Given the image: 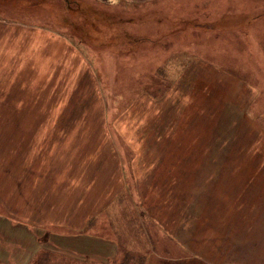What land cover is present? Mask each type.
Here are the masks:
<instances>
[{
  "label": "rangeland",
  "instance_id": "rangeland-1",
  "mask_svg": "<svg viewBox=\"0 0 264 264\" xmlns=\"http://www.w3.org/2000/svg\"><path fill=\"white\" fill-rule=\"evenodd\" d=\"M0 18L57 37L49 35L45 43L38 32L25 37L18 27L0 24V102L6 103L7 96L19 107L30 92L24 109L32 114L44 108L66 116L80 112L77 129L93 136L80 139L73 151L94 152L93 166L105 155L110 161L105 163L119 162L127 178L119 198L88 224L97 239L79 245L70 239L77 237H61L67 230L50 234L10 219L9 210L18 205L16 199L7 202V196L27 189L14 185L11 171L7 174L12 161L0 139L1 156L6 154L0 173V264H108L112 243L104 238L118 244L115 264H137L152 250L175 258L174 264H244L245 253H251L248 239L264 224V208L252 203L255 226L245 227L237 205L249 204L247 187L233 185V177L251 157L263 158V152L248 150L264 148V0H16L0 5ZM13 66L20 74L8 75ZM13 76L23 89L9 96ZM137 96L140 103L130 108ZM9 108L0 105L5 113ZM126 109L124 120L120 115ZM54 123L43 129L55 130ZM65 125L63 130H71L70 122ZM160 127L162 136L171 129L176 146L168 139L156 142L160 132H149ZM1 131L8 137V122H0ZM140 134L142 146L136 148ZM71 137L63 145H73ZM254 173L264 176L262 169ZM206 178L209 186L203 184ZM99 195L90 193L87 203L94 207ZM41 197L50 203L44 206L48 210L70 195L50 190ZM221 200L226 233L214 211ZM184 218L189 219L185 224ZM215 224L224 234L220 241H215ZM262 255L257 252V264H264Z\"/></svg>",
  "mask_w": 264,
  "mask_h": 264
},
{
  "label": "crops",
  "instance_id": "crops-1",
  "mask_svg": "<svg viewBox=\"0 0 264 264\" xmlns=\"http://www.w3.org/2000/svg\"><path fill=\"white\" fill-rule=\"evenodd\" d=\"M0 24L18 27L20 30L25 32L26 34L25 37L32 36L33 34L38 32L41 34V36H43L45 43L49 41L48 37L50 34L47 32V30L43 28L33 27L34 25L32 26L25 23L16 22L14 20L11 21L9 19H3V18H0ZM50 37H52L54 40H57V37H53L52 35H50ZM28 41L29 40H25L24 43ZM232 52L239 53V48L233 47ZM14 67L15 66L12 67L11 71H8V75L20 74V72L15 73L16 70L14 69ZM19 79L23 83L21 78ZM18 84H20V82H18ZM18 84L14 80V76H13V83L7 84V90L10 92L9 96L13 95L12 93L14 91L18 93V91L23 89V87H19L20 85ZM1 89L3 90L2 86H0V91ZM170 91L171 89L169 90V92ZM168 94L165 95L163 98L167 99ZM30 95L31 93L28 92L26 98L30 99L31 98ZM26 98L21 99L22 103L19 106L20 108L23 107V109H20L18 106L17 107L13 106L11 101L7 98V96H6V103L0 102L1 103L0 105H8L10 108L11 107L13 108L12 112L11 109L9 108L7 113H5L3 109L0 110V122H8V137L5 136L3 131L0 132V139L2 141L1 143L5 144L6 142L8 145L7 156H6L7 161L8 160L12 161L11 167L10 168L8 167L7 174L10 173L11 171L12 176H10V178L13 181L14 185L15 184H19L23 186L25 185V188L27 189L26 190L27 193L25 192L22 194L15 193V190L10 191L9 195L7 196V202L10 199L11 201H15L16 199L18 206L16 207L15 211L9 210L10 213L11 212L14 213L9 217H11L10 219H14L16 223L23 224L28 227L33 226L34 228L43 230L44 232H50V234L56 233V230H58L56 228L67 230L68 232H64V231L61 232L62 233L61 237L62 238L77 237L70 239L73 240L76 239L75 242H77L79 245L85 242V239L87 242L90 239L96 240L97 239L96 235L89 233L87 230L89 228L88 224H90L89 221H92L93 219H95V217L101 214V212L105 211L108 207H110V205H112L111 202L116 197L119 198L118 197L119 188L122 187V184L124 185L127 182L126 181L127 178L125 177L126 175L122 170L123 166H121V164L119 165V162L117 161L115 162L116 167L109 165L110 163H105V161L110 162L105 157V155L101 157V159L98 161L97 163L98 166H93L90 164V161L94 164V161L92 159L94 152L93 153L87 152L82 155L81 154L82 152L77 154L75 151H73L74 148H78L77 146L79 145V142L81 140L89 139L91 136H93L89 130L77 129V127H79V120L80 118H82L80 112H78V115L71 114L66 116L64 113L59 114L58 111L56 113H52L53 111L48 112V108H44L42 109L41 112H38V114H32L30 110L25 111L24 109V107L27 104ZM140 100L138 99L137 96L134 101H131L129 103V105H131L130 108L133 105H135L136 102L137 104H139ZM78 107H80V103L78 104ZM127 109L120 116L126 115L128 113ZM18 110L19 112H17ZM84 118L86 119L85 116ZM122 119L125 120V116L122 117ZM49 121L55 122L54 123L55 130H53V127L48 129L47 131L46 129H43L45 123ZM33 122L35 123L33 124ZM64 122L71 123V130H63L65 127L68 126V125L64 126ZM74 123H76V125ZM74 126H76V128L72 129V127ZM140 130L141 129H139L138 131ZM160 131H161V127L159 128L158 131L154 129L149 133L157 134ZM100 132H101V136H103L102 134H104L105 136V131H100ZM69 133L71 134L70 136H72L71 141L73 145L72 144L69 146L63 145V141L66 142L69 139L70 137L68 135ZM142 134L138 135L136 138L138 142L135 143L136 148L142 146V143H140V141L143 139L144 136ZM163 134L164 132L159 133L156 142L160 144L163 139L167 138L169 140L167 144L171 146H175L176 141L172 136L173 133L171 129H168L164 136H162ZM4 139L7 140L3 141ZM86 141L89 145L91 144V142L89 143L88 140ZM74 145L76 147H74ZM89 145H86V147H91ZM49 147H51L50 150L55 148V149H59V151L58 152L48 151ZM257 151L259 153L263 152V158L260 161H254L253 157H251L252 160L247 163L246 168H242V171H238L235 177H233V185L247 187L246 194L248 197L247 200L249 204L237 205L240 218H246L244 223H247V226L245 227L255 226V221L252 219V217L254 219L256 218L255 212L250 214L252 210L249 209L252 203L258 202L259 206H262L264 208V204H262V202H264V176L261 177L254 173L255 169L264 170V148L262 151H260L259 149L256 150V148H250L248 150V153L258 154ZM54 154L55 156H53ZM5 155L2 154L1 156V151H0V173H4L3 169L1 168V163H4L3 159L6 158ZM96 169L108 170V171L107 173L101 174L100 172L96 171ZM89 171H92L93 174L89 173ZM216 175L217 177L214 179L215 184L219 180L218 172ZM89 177H91V179H89ZM100 177H102V179ZM114 179L116 181H113ZM210 182L211 179L206 178L203 184L209 186ZM107 185H113V186L109 187V189H106L105 187ZM100 187H102V189L105 188L104 191L102 192L104 197L99 195L100 193L97 192V191H101ZM50 190L56 194L59 193L69 194L70 197H66V198L62 197L59 205L52 204L49 206L47 210L44 207L45 203L47 204L50 203H48V200L46 198H43L41 196L43 192L48 193V191ZM251 191L254 192V194L252 193L250 194ZM90 193L95 194L96 197L98 195L100 196V199H97V205H95L94 207H92V205L88 204L86 201V200L91 201L90 198L87 199V196ZM208 196L209 198L212 197L211 195H207V197ZM214 198L215 199L213 201L217 203L218 202L217 198L216 197ZM2 201L3 199H0V202ZM82 202L85 203V207L82 205ZM234 202L235 201L233 198L232 205L234 204ZM236 202L241 203L242 201H240L239 198V200ZM72 205L74 209L70 208ZM219 205L222 208V206L224 205L223 200H221V203ZM211 206H209V208ZM220 206L215 207L214 211L217 212L216 214L219 213L218 218H220V222H221L220 228H222V226L226 228L225 230L226 233L228 232L227 223H226L228 217L224 215V212L226 210L223 208L221 209ZM174 209H175V204H173L170 211ZM240 212H242V215H240ZM187 220L189 221V219ZM187 220L184 218L183 223L185 224ZM171 224H174V221H172ZM48 227H53L54 229ZM220 228H218L217 224H215V241H220L221 240L220 238L224 237V234ZM242 228L243 225L239 227L240 230H238L236 234L240 235V232L243 230ZM166 232L168 235H172L177 241L179 240V242H184L181 240L179 236L176 237V233L172 234L170 230H166ZM248 232L249 230H247V232L244 233L246 235H249L251 231L249 233ZM257 233H255L253 239H248L249 243L247 248L251 253H245L246 260L243 262L244 264H257L256 255L257 252L260 253L261 250L263 251L262 257H264V224L257 231ZM54 238L58 239L59 237L58 238L54 237ZM100 240H104L105 242L112 243V247L110 249L112 252V258L113 260L115 259L119 260V258L117 259L118 244L115 241V239L104 238ZM250 241L254 243L252 247L249 246ZM114 245L116 248H114ZM181 245H185V247H187L186 244H181ZM141 259L143 260L144 264H174L172 262H175L176 260L175 258L170 257L169 255H161L159 253L154 252L153 250L151 256L148 255L146 260L145 258L143 259L142 257ZM141 259L137 264L143 263L141 262ZM113 260H111V262H109L108 264H115L116 262H113ZM95 263H99V262L96 261ZM233 263L234 262L228 261L223 264H233ZM209 264L211 263L209 262Z\"/></svg>",
  "mask_w": 264,
  "mask_h": 264
},
{
  "label": "trees",
  "instance_id": "trees-1",
  "mask_svg": "<svg viewBox=\"0 0 264 264\" xmlns=\"http://www.w3.org/2000/svg\"><path fill=\"white\" fill-rule=\"evenodd\" d=\"M7 1H10V2H15L16 0H14V1H11V0H0V5H4V4H7ZM168 92H169V90H168ZM165 95V94H164ZM163 95V96H164ZM165 139H167V138H165ZM165 139H163V140H165ZM178 144V142H175V146ZM171 208H172V206H171ZM165 216V215H164ZM170 221V220H169ZM88 222V221H87ZM90 223L92 222V221H89ZM164 225V224H163ZM49 235V234H48ZM39 244H41L40 242H39ZM127 261H125L124 263H126ZM34 264H46V261H37V262H34Z\"/></svg>",
  "mask_w": 264,
  "mask_h": 264
}]
</instances>
